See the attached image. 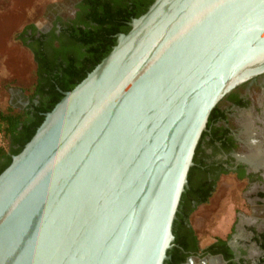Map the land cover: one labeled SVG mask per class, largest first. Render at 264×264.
<instances>
[{
  "label": "water",
  "instance_id": "1",
  "mask_svg": "<svg viewBox=\"0 0 264 264\" xmlns=\"http://www.w3.org/2000/svg\"><path fill=\"white\" fill-rule=\"evenodd\" d=\"M0 173V264H163L208 117L264 73V0H154Z\"/></svg>",
  "mask_w": 264,
  "mask_h": 264
},
{
  "label": "flooded vegetation",
  "instance_id": "2",
  "mask_svg": "<svg viewBox=\"0 0 264 264\" xmlns=\"http://www.w3.org/2000/svg\"><path fill=\"white\" fill-rule=\"evenodd\" d=\"M78 3L79 0H66L51 18H75ZM58 25L36 29L48 32L55 26L58 32ZM17 102L24 106L29 103L21 98ZM198 144L197 187L180 208L182 245L173 243L164 264H264V73L235 87L216 104ZM223 174L243 184L242 192L246 189L250 194L242 197L250 214L239 215L244 212L235 209V222L225 237L202 242L198 234L203 226L195 230L190 215L197 206L208 202Z\"/></svg>",
  "mask_w": 264,
  "mask_h": 264
},
{
  "label": "trees",
  "instance_id": "3",
  "mask_svg": "<svg viewBox=\"0 0 264 264\" xmlns=\"http://www.w3.org/2000/svg\"><path fill=\"white\" fill-rule=\"evenodd\" d=\"M153 1L79 0L75 18L54 20L59 24L58 32L55 26L48 32L38 31L30 22L18 33L16 39L30 53L35 80L27 96L28 105L17 102L18 96L10 103L0 102V173L30 140L45 113L63 97V92L71 90L109 53L117 34L127 33L132 18L145 13ZM7 84L16 87L13 80ZM197 151L198 146L188 172V187L181 195L172 226L173 243L179 246L182 245L180 208L197 187L195 177L200 170Z\"/></svg>",
  "mask_w": 264,
  "mask_h": 264
},
{
  "label": "rangeland",
  "instance_id": "4",
  "mask_svg": "<svg viewBox=\"0 0 264 264\" xmlns=\"http://www.w3.org/2000/svg\"><path fill=\"white\" fill-rule=\"evenodd\" d=\"M66 0H0V102L10 103L14 99L28 100L27 96L34 84L35 68L30 53L25 51L17 38L19 32L30 22L34 27L43 28L54 24L52 12L63 8ZM13 80L14 86L8 82ZM7 85V86H6ZM10 85V86H9ZM22 90H21V89ZM243 184L236 182L229 174H223L216 183V190L208 202L197 206L190 215L202 242L215 236L225 237L232 222H235V209L239 215H249L243 203L247 196ZM243 193V194H242ZM250 197V194H248ZM238 214V213H237ZM198 233V232H197Z\"/></svg>",
  "mask_w": 264,
  "mask_h": 264
}]
</instances>
